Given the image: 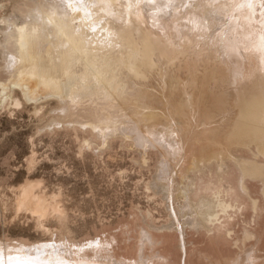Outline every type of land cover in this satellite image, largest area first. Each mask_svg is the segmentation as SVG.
Segmentation results:
<instances>
[{
	"label": "bare ground",
	"instance_id": "bare-ground-1",
	"mask_svg": "<svg viewBox=\"0 0 264 264\" xmlns=\"http://www.w3.org/2000/svg\"><path fill=\"white\" fill-rule=\"evenodd\" d=\"M187 1L189 5L181 7ZM177 2L25 0L18 4L14 13L1 19L0 104L9 99L20 103L13 95L16 88L27 100H37L45 93L57 98L63 113L53 119L54 123L71 117L70 109H88V114L100 117L103 112L96 109L121 105L128 96L130 100L136 97L139 90L143 91L141 95L150 96L144 92L148 94L151 90L141 86L147 87L154 73L161 71L166 75L165 72L173 66L184 67L189 73L193 71L190 79L186 77L189 79L186 88L192 87L195 94L207 100L202 102L203 99L194 96L195 101L198 100L194 104L198 106L200 116L209 122L217 121V124H208L207 128V133L213 137L211 141L218 144L213 152L217 158L212 162L202 158L203 165L200 160L186 164L194 174L199 171L190 179L187 194L193 200L200 195L211 200L210 209L207 208L206 216L203 215L205 223L196 228L204 240L189 242L188 232L179 225L172 230L174 227L169 225L153 227L152 224L144 227L134 242H126L119 248L112 237H101L97 241L98 237L92 236L77 241L55 235L32 244L27 238H18L15 242L4 238L0 239V264H264V201L262 203L260 198H264V0ZM228 25H231L229 37L223 29ZM209 39L213 40L212 48L216 54L214 57L204 55L199 63L192 55ZM221 50L226 56L221 55ZM232 70L238 85L231 98L238 108V118L227 126L230 129L223 136L224 124L215 120L214 110L227 109L232 93L222 90L214 95L212 90L215 88L211 90V85L221 76L224 77L221 82L227 79L223 74ZM180 87L179 91L183 88ZM186 88L184 92L189 96ZM211 101L213 105L219 101L220 105L214 107ZM93 102L94 105L95 102L102 104L94 107ZM187 105L190 106L189 114L198 112L188 99L185 103L179 101L178 108ZM92 119L85 121L86 127L91 130V137L103 139L101 144L109 143L114 135L133 140L139 137L134 130L125 131L128 127L111 119L103 121L107 125H96L98 122L95 124ZM91 137L84 140L86 147H94L97 143V140L92 142ZM153 143H157L155 149L160 156L171 154L172 150L161 146L159 141ZM231 145L236 147V153L250 155L235 156L233 152L229 154L231 157L227 156L229 159L226 158L225 152L227 154ZM205 148L202 145L203 152ZM182 152L180 148L174 153L182 157ZM36 185L37 181L32 180L21 185L17 205L19 203L34 212L37 226L53 234L46 221L53 216L62 223L67 220L66 213L54 194L47 196L45 192H35ZM242 216L248 217L247 220H242ZM242 222L245 230L244 236L240 237L236 228ZM170 236L174 237L173 241H169ZM248 244L251 245L249 251ZM225 246L239 250L229 256L223 250ZM211 248H215L218 254Z\"/></svg>",
	"mask_w": 264,
	"mask_h": 264
},
{
	"label": "rangeland",
	"instance_id": "rangeland-1",
	"mask_svg": "<svg viewBox=\"0 0 264 264\" xmlns=\"http://www.w3.org/2000/svg\"><path fill=\"white\" fill-rule=\"evenodd\" d=\"M24 2L25 0H0V23H2L3 16L6 17L14 13L15 7ZM175 3H178L177 0H172V4ZM188 5L189 1L181 7L185 8ZM0 26L3 27V23ZM230 26L223 27L228 37L231 34V30L228 29ZM219 31L220 29L217 30V33ZM2 38L0 30V39L2 40ZM212 46L213 40H207L206 45L198 46L194 51L193 58L201 63L204 55L214 57L216 53ZM222 48H224V43H222ZM222 53L221 55L226 56L224 51ZM1 55L0 53V57ZM171 69L174 71L170 72ZM171 69L169 72H165L166 75L161 71L157 74L154 73L150 82H147L149 85L141 86L146 88L145 90H151L148 94L144 92V95L150 96L141 95L143 91L139 90L132 100L128 96L126 103L123 102L121 105L118 104L106 110L96 109L100 112L102 110L103 113L100 117L88 114V109H82L83 111L70 109L71 117L68 116L61 119L63 122L59 120L55 123L53 119L61 117L63 113L59 109L57 98L44 92L45 94H41L42 97L37 100H27L15 88L13 95L19 99L20 103L15 99H9L0 104V239L7 238L15 242L18 238H27L32 241V244L37 243L38 239H47L55 235L77 241L92 236L98 237L97 241H100L101 237L103 239L112 237L115 238L114 242H117L115 245L119 248V246L123 247L126 242H134L143 228L152 224L153 227L169 225L174 227V229L171 228L172 230H175V226L179 225L184 228L186 233L188 232L189 242L192 243L195 239L202 242L201 239L204 240V238L196 231V228H200L205 223L203 215L206 216L207 208L211 207V200L204 195L193 200L187 194L190 179L195 177L199 171H197L198 173L195 171L194 174L191 169L186 167L199 160L203 165L202 158L207 162H212L217 158L213 152L218 148V144L211 141L213 137L207 133L209 125L217 124V121L209 122L206 117L200 116L199 108L194 104L196 101L198 102V100L195 101L194 96H199L195 94L192 87L191 89L186 88V83L193 75L191 73L193 71H190L191 75L184 67L173 66ZM230 72L223 74L227 78L223 79V83L220 81L223 77L221 76L215 81L216 84L211 85V90L215 88L212 90L214 95L219 91H225L227 94L232 93L229 95L230 98L233 96V89L238 83H236L237 79L234 80V71ZM179 83L182 84L181 87L179 85L180 89L183 87L180 91L179 87L177 88ZM175 84L177 85L175 86ZM214 85L216 86L214 87ZM175 88L177 89L175 90ZM185 88L188 90L189 96L187 93L185 94ZM228 89L232 90L228 91ZM212 93L209 95L210 98L214 97ZM230 98L227 103L229 105H226L227 109L214 110L215 120L219 119L218 122L224 124L223 133L221 132L223 136L230 129L227 126H231L238 118V108L235 101ZM187 99L192 101L193 107L195 106L198 112L192 111L190 115V106L188 105L181 109L178 108L179 101L182 100L185 103ZM196 99H203L202 102L207 101L201 97ZM101 101L105 102V100ZM174 103L179 111L174 108ZM210 103L214 107L220 105L219 101H216L215 105L212 101ZM101 104L95 102L94 105L93 102L92 106L97 107ZM230 114H232L231 117ZM103 116L107 117L106 120L111 119L128 127L125 131L134 130L139 139L133 140L130 137L119 135H116L119 137H115L114 135L109 139V143L101 144L100 141L103 139L91 137V130L86 127L88 124L85 121L95 118L92 120L95 124L98 122L96 125H107L103 124V121H106ZM221 118L224 121H221ZM68 122H72L69 123L70 127L67 126ZM130 126L132 129L129 128ZM220 127L222 126L220 125ZM89 137L92 142L96 143L97 140L94 147H86L84 140ZM124 140L125 143H123ZM156 141H159L161 146L170 148L171 154L168 152V155L160 156L161 153L155 149L157 143H153ZM202 145L203 148L206 147L204 152ZM180 148L183 150V158L181 155L175 154ZM234 148L236 147L233 145L229 147L228 155L225 152L226 158L231 157L233 152H235V156L237 154L250 155L246 152L236 153ZM210 149L211 151H209ZM190 161L192 162L190 163ZM226 161L228 162V160ZM29 180L37 181L38 186L36 185L34 188L35 192H45L47 196L54 194V198L64 208L67 216L66 221L61 223L57 217L53 216L46 221L54 235L37 226L34 212H30L29 208L19 205V203L17 205L21 194V185ZM260 198L263 203L264 198L262 196ZM262 212L264 217V209ZM247 218L242 216L241 219L247 220ZM240 224L243 225L240 226ZM240 224L236 231L238 236L243 237L245 224L243 222ZM154 233L157 232L154 231ZM173 240L174 237L170 236L169 241ZM248 245L247 251L251 246ZM232 247L225 246L223 250L225 249L224 252H228L229 256L235 255L234 250L238 251L239 249ZM211 249L216 255L218 254L215 248ZM203 264L208 263L203 262Z\"/></svg>",
	"mask_w": 264,
	"mask_h": 264
}]
</instances>
